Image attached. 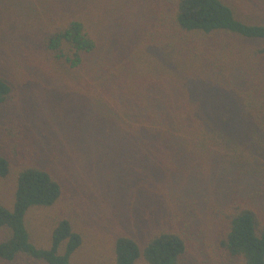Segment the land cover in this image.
<instances>
[{"label":"rangeland","instance_id":"obj_1","mask_svg":"<svg viewBox=\"0 0 264 264\" xmlns=\"http://www.w3.org/2000/svg\"><path fill=\"white\" fill-rule=\"evenodd\" d=\"M36 1L0 0V76L13 86L12 95L0 107V155L11 165L9 175L0 178V203L13 210L21 169L39 167L53 174L63 193L55 205L29 212L26 223L31 241L49 248L59 221L69 220L83 240L71 264H115L118 236L133 237L143 246L152 234L168 229L186 241L180 264H242L220 241L227 215L238 208L255 209L264 222V146L253 142L231 152L232 158L220 165L214 157L192 173L170 155L161 162V157L147 160L138 150L128 154L123 145L118 151L105 149L90 120L98 109L103 132L113 118L119 125L126 124L118 108L128 96L132 98L131 87L118 82L115 75L106 80L94 73V90L80 93L81 77L88 79L83 70L68 72L47 60L28 40L26 23L46 10L45 3L35 5ZM86 10L81 8L80 14L88 15L86 21L93 24L99 43L94 57L102 56V60L113 47L114 52L124 48L119 33L125 28L128 39L138 34L143 43L148 40L143 36L147 31L158 34L159 17L168 11L163 0H94L91 11L85 14ZM185 38L191 48L197 46L191 36ZM146 49V45L140 49V79L156 69L153 74L163 73L160 67L170 64L168 58L173 55V47L167 45L164 61L148 60ZM188 61L186 70L179 69L204 77L203 68H196L197 58ZM117 67H124L123 60H117ZM212 70L223 74L211 68L212 74ZM103 81L108 82L105 87ZM6 237L0 231V240ZM65 247L66 243L61 253ZM0 264L45 263L22 256L13 262L0 260ZM135 264L147 263L138 259Z\"/></svg>","mask_w":264,"mask_h":264},{"label":"trees","instance_id":"obj_2","mask_svg":"<svg viewBox=\"0 0 264 264\" xmlns=\"http://www.w3.org/2000/svg\"><path fill=\"white\" fill-rule=\"evenodd\" d=\"M93 1L37 0L35 5L45 3L46 10L26 26L28 40L47 60L70 73L83 70L88 79L81 77L80 93L94 90V73L106 80L115 75L118 82L131 87L128 94L132 98L128 96L118 108L126 124L119 125L113 118L103 132L98 109L90 120L95 133H100L101 146L118 151L123 145L128 154L138 150L147 160L161 157V162L170 155L182 168L190 167L191 173L214 157L220 165L231 152L253 142L264 146V0H163L168 11L159 17V33L147 31L143 36L148 40L143 43L138 34L128 39L125 28L119 33L124 48L114 52L113 47L112 55L103 56L106 60L94 57L99 49L97 34L85 19L88 15L80 14L81 8L87 9L85 14L90 12ZM187 35L195 48L182 39ZM144 45L148 60L164 61L167 45L173 47V55L168 58L170 64L160 67L163 73L153 74L156 69L140 79ZM190 57L197 58L196 68H203L205 79L180 70H186ZM118 59L123 60V68L117 67ZM211 68L223 74L217 70L212 74ZM103 83L104 87L108 84ZM12 92L13 86L0 76V107ZM10 168L9 159L0 155V178L7 177ZM62 193L61 183L49 171L21 169L13 210L0 203V231L7 234L0 240V260L13 262L23 256L45 264H71L83 240L69 220L59 221L49 248H39L31 241L26 223L33 208L55 205ZM226 218L221 247L242 264H264V222L258 212L242 207ZM186 250L184 237L170 229L152 234L143 246L121 235L114 243L115 264H135L138 259L147 264H180Z\"/></svg>","mask_w":264,"mask_h":264}]
</instances>
